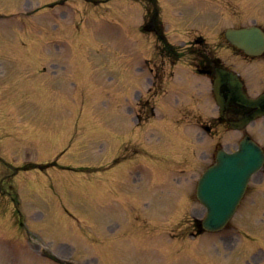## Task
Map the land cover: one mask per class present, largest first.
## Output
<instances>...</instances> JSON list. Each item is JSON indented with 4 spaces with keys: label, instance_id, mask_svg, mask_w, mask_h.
Instances as JSON below:
<instances>
[{
    "label": "rangeland",
    "instance_id": "obj_1",
    "mask_svg": "<svg viewBox=\"0 0 264 264\" xmlns=\"http://www.w3.org/2000/svg\"><path fill=\"white\" fill-rule=\"evenodd\" d=\"M55 1L59 0H0V198H7L10 213L15 212V206L21 210L26 217L24 225L34 238L39 232L42 243L69 245L63 242L71 233L68 219L80 211L92 212L89 208L95 206L88 204L91 197L105 195L100 205L103 208L95 209V215L101 212L105 221L122 223L125 220L110 215H129L131 209L122 201H131L123 199L132 198L138 188L142 192L149 189L145 196L153 205L141 208L142 213L154 208L166 217L172 204L169 195L180 197L187 183L184 187L179 183L189 182L194 175L186 170L194 166L201 141L193 126L189 128L179 121V115L167 112L132 130L123 126L131 103L128 107L125 104L137 99L144 84L136 72L154 57L153 36L142 35L137 27L143 4L67 0L56 8L50 5ZM157 1L168 37L182 39L195 32L206 33V41H214V56L224 66L241 70L243 75L246 68H260L258 59L246 58L227 46L223 31L249 23L264 27V0ZM201 89L203 97L204 84ZM202 107L204 112L213 108L205 99ZM215 134L202 135L206 155L217 142L215 138L221 141L220 147L239 138L221 124L219 129L214 127ZM255 136L262 144V136ZM201 163L208 164L203 159L195 169L197 174L203 169ZM190 173V178H185ZM171 176H180V182ZM147 179L150 188L145 187ZM257 185H248L238 206L242 211L227 228H255L256 221V230L264 231V184ZM170 187L178 191L171 192ZM180 208L184 209L177 217L180 225L191 229L188 214L185 216L188 202ZM29 214L34 218L29 219ZM259 238L264 240L260 235L255 240ZM29 243L34 241L23 231L0 223V251L1 247L23 249ZM210 244L206 262L214 264V240ZM220 247L222 253L224 246ZM201 253L206 255L207 251L202 249ZM135 254L140 259L156 257L151 250ZM249 256L248 252L244 255Z\"/></svg>",
    "mask_w": 264,
    "mask_h": 264
},
{
    "label": "water",
    "instance_id": "obj_2",
    "mask_svg": "<svg viewBox=\"0 0 264 264\" xmlns=\"http://www.w3.org/2000/svg\"><path fill=\"white\" fill-rule=\"evenodd\" d=\"M228 37L229 39H239L238 44L241 47L244 46L245 49L250 47L252 42L256 44V49L262 48V36L256 29L240 33L230 32ZM229 77L230 75L227 74L218 76V86L226 84L224 95L228 105L225 102L221 106L225 111L224 117L230 118L233 113L235 115L233 117L241 122L240 118L242 114L246 113L244 109H247L249 104L243 98L239 86L236 83H231ZM256 106L258 107V105ZM228 108L232 113L228 112ZM255 151L257 152V149L253 145H247L245 148L242 147L241 153L235 156L221 155L218 159L219 167L207 172L200 181L198 197L207 207L204 228L219 229L231 217L237 202L236 199L241 195L249 175L261 163V157Z\"/></svg>",
    "mask_w": 264,
    "mask_h": 264
},
{
    "label": "flooded vegetation",
    "instance_id": "obj_3",
    "mask_svg": "<svg viewBox=\"0 0 264 264\" xmlns=\"http://www.w3.org/2000/svg\"><path fill=\"white\" fill-rule=\"evenodd\" d=\"M252 81H253V78L250 77L249 80H247L246 83L250 84V83H252ZM257 83H258V86H259V89H260V93L259 94L264 93V68H260ZM246 90H249V89L246 88Z\"/></svg>",
    "mask_w": 264,
    "mask_h": 264
}]
</instances>
